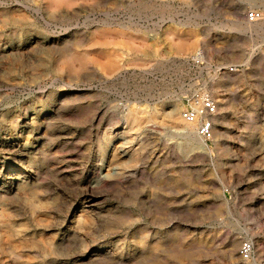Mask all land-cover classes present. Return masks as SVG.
<instances>
[{"label": "rangeland", "instance_id": "374dc122", "mask_svg": "<svg viewBox=\"0 0 264 264\" xmlns=\"http://www.w3.org/2000/svg\"><path fill=\"white\" fill-rule=\"evenodd\" d=\"M0 264H264V0H0Z\"/></svg>", "mask_w": 264, "mask_h": 264}, {"label": "built area", "instance_id": "2783aa9c", "mask_svg": "<svg viewBox=\"0 0 264 264\" xmlns=\"http://www.w3.org/2000/svg\"><path fill=\"white\" fill-rule=\"evenodd\" d=\"M250 21L260 18V12L256 10L248 11L246 14ZM184 107L181 115L189 123L196 127L197 134L205 141L213 138V116L217 113L218 106L215 100L206 95L189 93L184 96ZM251 249L250 243H244L241 249L243 255L247 256Z\"/></svg>", "mask_w": 264, "mask_h": 264}, {"label": "bare ground", "instance_id": "6f19581e", "mask_svg": "<svg viewBox=\"0 0 264 264\" xmlns=\"http://www.w3.org/2000/svg\"><path fill=\"white\" fill-rule=\"evenodd\" d=\"M72 1V0H71ZM256 22V21H255ZM245 24V23H244ZM253 24V21H250L249 19H248V21H246V25H247V27H249V26H251ZM257 26V25H256ZM245 27V26H244ZM255 27V26H254ZM249 29V28H248ZM146 52V51H145ZM207 93H205V94H202L203 96L204 95H206ZM221 100V99H220ZM220 100H217V104H218V106H219V104H220ZM219 115H217V116H213V121L215 120V125L217 124L218 125V121L219 122H221V123H223L224 122V116L222 115V114H220V113H218ZM184 119V118H183ZM216 125V126H217ZM214 127V126H213ZM215 133V135L217 134V131H213V134ZM204 144V143H203ZM205 145V144H204Z\"/></svg>", "mask_w": 264, "mask_h": 264}]
</instances>
